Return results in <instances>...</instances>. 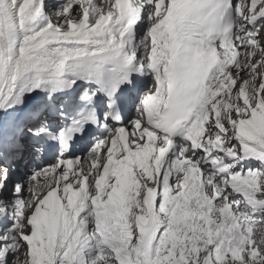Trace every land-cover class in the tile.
<instances>
[{
  "label": "snow or ice",
  "instance_id": "snow-or-ice-1",
  "mask_svg": "<svg viewBox=\"0 0 264 264\" xmlns=\"http://www.w3.org/2000/svg\"><path fill=\"white\" fill-rule=\"evenodd\" d=\"M0 264H264V0H0Z\"/></svg>",
  "mask_w": 264,
  "mask_h": 264
}]
</instances>
